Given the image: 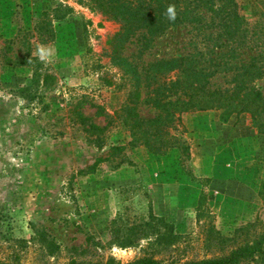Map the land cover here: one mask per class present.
Segmentation results:
<instances>
[{
    "label": "rangeland",
    "instance_id": "obj_1",
    "mask_svg": "<svg viewBox=\"0 0 264 264\" xmlns=\"http://www.w3.org/2000/svg\"><path fill=\"white\" fill-rule=\"evenodd\" d=\"M236 1L248 22L262 11V0ZM196 28L120 41L118 23L88 0H0V264L221 255L204 244L203 223L239 243L261 234L264 248V131L248 114L174 115L163 154L128 144L117 116L128 98L139 117L155 113L122 63L142 70L205 51L216 29ZM41 46L50 50L44 60ZM230 79V71L209 78L219 88ZM250 84L264 94V75ZM87 122L107 124L95 131ZM169 226L178 237L165 246L157 237ZM260 261L255 253L241 263Z\"/></svg>",
    "mask_w": 264,
    "mask_h": 264
},
{
    "label": "trees",
    "instance_id": "obj_2",
    "mask_svg": "<svg viewBox=\"0 0 264 264\" xmlns=\"http://www.w3.org/2000/svg\"><path fill=\"white\" fill-rule=\"evenodd\" d=\"M262 11L252 22L240 13L236 0H88L91 9L99 11L106 18L119 25L116 39L126 40L135 33L154 36L168 27L188 23L196 29H216L207 33L212 43L205 51H194L184 55L158 59L147 64L142 70L129 62L122 63L136 87H145L142 103L155 110L153 116L142 118L134 110L132 98L122 104L117 113L128 132V144L142 145L153 154H163L172 148L174 141L169 135L168 126L174 115L191 111L218 109L225 117L231 113H246L259 130L264 131V94L250 84L255 78L264 75V0ZM169 5L175 6L176 19L166 16ZM208 17L206 19V13ZM206 33H203V36ZM230 71L231 87H213L209 78L217 72ZM172 76L167 81L159 78ZM155 84L152 87L150 85ZM165 90L160 93V90ZM135 97L138 91H135ZM79 122L85 124L87 118L77 114ZM88 129L102 131L107 123L98 127L87 122ZM120 149V147H116ZM139 231V230H138ZM141 229L140 232H142ZM204 244L224 250L221 255L189 259L170 264H242L245 260L254 261L255 253L260 254L264 264L262 235L250 242H234L233 235L223 236L209 223H203ZM236 231H244L243 227ZM178 234L169 226L165 234L158 235L163 244L175 241ZM157 240V239H156ZM232 241L234 245L229 246ZM73 264H119L113 259L104 262H80ZM126 264H160L159 259L142 256Z\"/></svg>",
    "mask_w": 264,
    "mask_h": 264
},
{
    "label": "clouds",
    "instance_id": "obj_3",
    "mask_svg": "<svg viewBox=\"0 0 264 264\" xmlns=\"http://www.w3.org/2000/svg\"><path fill=\"white\" fill-rule=\"evenodd\" d=\"M166 16L170 21H174L176 19V11H175L174 5L168 6L167 11H166ZM38 54L41 60H44L50 55V50L41 46L38 48Z\"/></svg>",
    "mask_w": 264,
    "mask_h": 264
}]
</instances>
